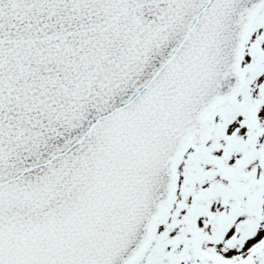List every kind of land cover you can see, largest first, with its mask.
<instances>
[{
	"label": "snow or ice",
	"instance_id": "6c2138e0",
	"mask_svg": "<svg viewBox=\"0 0 264 264\" xmlns=\"http://www.w3.org/2000/svg\"><path fill=\"white\" fill-rule=\"evenodd\" d=\"M0 264H264V0H0Z\"/></svg>",
	"mask_w": 264,
	"mask_h": 264
}]
</instances>
